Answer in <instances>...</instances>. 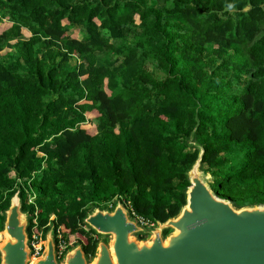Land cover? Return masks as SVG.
I'll use <instances>...</instances> for the list:
<instances>
[{"label":"trees","instance_id":"trees-1","mask_svg":"<svg viewBox=\"0 0 264 264\" xmlns=\"http://www.w3.org/2000/svg\"><path fill=\"white\" fill-rule=\"evenodd\" d=\"M200 149L217 197L264 204V0H0L1 228L18 192L90 260L86 214L174 217Z\"/></svg>","mask_w":264,"mask_h":264},{"label":"water","instance_id":"water-1","mask_svg":"<svg viewBox=\"0 0 264 264\" xmlns=\"http://www.w3.org/2000/svg\"><path fill=\"white\" fill-rule=\"evenodd\" d=\"M202 153L200 149L186 173L185 204L165 222L140 226L120 201L89 211L85 227L105 237L96 242L90 260L79 243L58 259L53 225L44 234L41 255L31 258L29 214L22 211L15 192L3 211L6 237L0 244V264H264V204L236 208L217 197L202 179ZM137 234L146 239L139 240Z\"/></svg>","mask_w":264,"mask_h":264},{"label":"built area","instance_id":"built-area-1","mask_svg":"<svg viewBox=\"0 0 264 264\" xmlns=\"http://www.w3.org/2000/svg\"><path fill=\"white\" fill-rule=\"evenodd\" d=\"M29 202H31V200H29ZM111 207L112 206H110V205L108 206V208H111ZM124 207L127 208L129 217L131 219H134L138 225L143 226L145 228H153L154 227L153 223H149V222L143 220V218L138 217L137 215H135L132 212L131 207L129 205L124 206ZM33 224H34V226L32 228V231L30 232V235H29L28 247H29V250H30L31 258H36V257L40 256L42 251H43L44 234L39 229H36L37 222H36L35 218L33 219ZM56 234H57L56 235V238H57L56 252H57L58 259H60L61 256L64 254V252L68 248H67L66 243H64V241L61 239L59 231H57Z\"/></svg>","mask_w":264,"mask_h":264},{"label":"rangeland","instance_id":"rangeland-1","mask_svg":"<svg viewBox=\"0 0 264 264\" xmlns=\"http://www.w3.org/2000/svg\"><path fill=\"white\" fill-rule=\"evenodd\" d=\"M25 35H29V33H25ZM201 171V170H200ZM202 172V171H201ZM202 179L204 180V182L207 184V182L209 181V179H210V177H209V175H205L204 176V173L202 172ZM126 210H127V208L126 207H124ZM128 211V210H127ZM85 228V230H88L89 231V229L87 228V227H84ZM92 232V231H91ZM91 236L92 237H94V238H97V239H99V240H102V239H105V237H101V236H98L97 234H91ZM5 234L2 232V228L0 227V244L4 241V239H5ZM80 237V236H79ZM74 238V237H73ZM72 237L70 238L71 240L73 239ZM80 239H82V240H85L83 237H80Z\"/></svg>","mask_w":264,"mask_h":264}]
</instances>
